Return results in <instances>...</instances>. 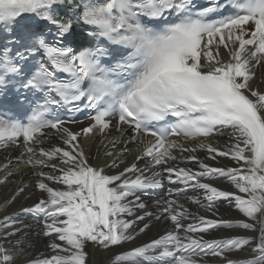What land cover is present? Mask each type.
Segmentation results:
<instances>
[{"label": "snow or ice", "instance_id": "1", "mask_svg": "<svg viewBox=\"0 0 264 264\" xmlns=\"http://www.w3.org/2000/svg\"><path fill=\"white\" fill-rule=\"evenodd\" d=\"M260 68L264 0H0V96L14 91L30 109L26 119L0 111V148L22 147L26 164L52 170L36 173L46 198L21 209L37 218L52 254L26 264H89L88 245L110 253L104 264H264V89L253 87ZM87 109L94 115L79 131L57 114ZM113 129L121 136L109 141V159L89 163L81 137ZM47 130L63 146L45 148ZM224 132L223 147L209 142ZM133 143L143 145L135 154ZM218 158L236 166L209 162ZM220 179L233 190L212 182ZM165 181L176 187L147 211L141 196ZM189 190L201 193L187 199L205 212L216 216L223 200L241 217L193 213L179 199ZM162 219L170 230L135 244ZM26 227L15 215L0 219V264H18ZM221 228L244 231L205 239ZM241 251L246 258H233Z\"/></svg>", "mask_w": 264, "mask_h": 264}, {"label": "bare ground", "instance_id": "2", "mask_svg": "<svg viewBox=\"0 0 264 264\" xmlns=\"http://www.w3.org/2000/svg\"><path fill=\"white\" fill-rule=\"evenodd\" d=\"M64 11L71 13V8H66ZM220 55L223 59H228V53L225 49L221 48ZM264 68L257 69V75L253 81V87H259L264 89ZM67 127H70L73 131H79L83 127L88 126L87 121H80L72 124H66ZM121 133L115 129L111 130L105 137L101 138L97 134L90 135L87 139L81 137L80 143L82 144L86 155L89 158V163L93 165L103 164L109 159L105 157V151L110 149L109 141L119 138ZM55 137V138H53ZM146 142V141H145ZM209 142L214 143L217 146L223 147L228 143V133L224 132L221 135L214 136ZM52 145L63 146L62 142L56 136L54 130L48 132V136L45 138L44 147L48 148ZM107 146V147H106ZM129 147L135 150L138 147H143V145H137L135 143L130 144ZM22 147L9 146L7 148H0V180L9 173H13L8 176V179L4 183H0V219L4 216L15 215L18 220L23 222V225L28 227L24 228V231L20 233V237H25L24 243L21 247L24 248V252L20 254V259L18 264H26L27 259H30L38 254H44L45 256L52 254L51 250L48 248L50 242L49 238L44 236L41 231V226L37 222V218L32 215L24 214L21 212L22 208L32 206L38 199L46 198V194L40 192L36 188V181L38 179L36 173L39 171L52 172L49 168H38L33 169L31 166L25 163L26 156L21 158ZM119 151V148L116 149ZM197 155L203 159L205 156L204 152H199ZM37 159L40 157L37 156ZM132 156H127L125 159L126 164L132 162ZM10 161V163H9ZM213 166L216 167H235V163L226 158H218V162H211ZM146 161H140L139 167H143ZM59 166V165H58ZM181 167H195L194 164L184 165L181 164ZM123 167V166H122ZM118 170L106 169L108 174H115ZM58 174V173H53ZM216 186L221 187L225 190H233L230 183L226 179H220L212 181ZM52 187H62L58 184H51ZM20 187L25 188V193L19 196L14 202L6 203V201L11 200V197L16 193L17 189ZM176 187V185H171L167 181L164 183L162 189H158L150 192L148 195H142L141 200L148 205L147 211H157L154 204L155 200H160L167 196L168 191L171 188ZM201 193L199 191L189 190L179 197L182 203H185L186 206L193 212H198L200 215H207L210 218H221L225 220H234L241 217V214L232 206H230L226 201H220L216 205L217 213L216 216H213L211 213H207L202 208L192 204L187 198L199 196ZM138 215H142L143 212H138ZM126 219H132V217H125ZM147 222V221H145ZM192 222L191 220H186L185 223ZM142 226V225H141ZM172 228L171 222L153 220L152 227L144 234H141L135 244L139 245L144 242H148L151 239L158 238L159 235L164 234L165 231ZM244 230H229V229H218L210 234L205 236V239H220L234 234H242ZM251 235L252 233H248ZM20 237H13V241ZM133 244L125 245V249L133 247ZM87 251L91 253L89 257V264H104L110 255V253L102 249H93L91 245H88L86 248ZM248 253L241 251L233 253V258L242 259L246 258ZM207 261V264H223V261L215 257H204ZM210 260H213L211 262Z\"/></svg>", "mask_w": 264, "mask_h": 264}, {"label": "rangeland", "instance_id": "3", "mask_svg": "<svg viewBox=\"0 0 264 264\" xmlns=\"http://www.w3.org/2000/svg\"><path fill=\"white\" fill-rule=\"evenodd\" d=\"M211 262H213V260H210Z\"/></svg>", "mask_w": 264, "mask_h": 264}]
</instances>
